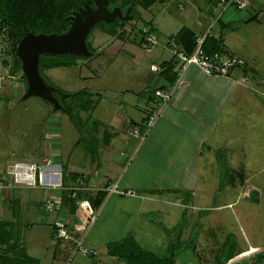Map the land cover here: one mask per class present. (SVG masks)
Masks as SVG:
<instances>
[{
	"label": "crops",
	"instance_id": "1",
	"mask_svg": "<svg viewBox=\"0 0 264 264\" xmlns=\"http://www.w3.org/2000/svg\"><path fill=\"white\" fill-rule=\"evenodd\" d=\"M211 2L212 0H207L208 6ZM177 6L182 9L185 5L178 2ZM243 11L244 14L238 17L229 13L230 18L225 22L221 20L209 35L212 40L222 36V48L246 61L245 68L232 70L228 77H210L195 66H190L179 75L174 70L176 60L172 53L163 44L149 49L145 47L137 30H132L129 24L123 26L122 38L108 35L97 27L98 34H93L91 40L87 41L94 50L91 56L109 54L120 57L126 64H123L119 72H124L135 80L120 89L116 98H108L101 92H95L92 96L89 93L82 98L85 102L77 113L78 126L72 125L78 136L75 139L72 137L74 141L70 150H63L57 143L46 146L42 163L37 165L43 166L50 160L49 166L42 171L46 176L54 170L58 171L60 187L40 186L45 187V197L42 200L38 198L27 201L14 194L18 188L13 186L17 185L6 181L0 193V233H8V239L12 235L11 238L18 237V243L13 242L16 248L11 256L24 253L39 263L38 258L28 255L27 248L35 243L36 236L39 233H53L51 224L54 220H61L72 227L77 219V209L68 189L75 185L78 177L85 182L80 197L88 199L98 215L110 205L111 215L125 218L124 223L115 224L108 232H96V221L84 234V244L87 247L96 252L99 249L104 251L108 258L106 264H125L107 254V245L130 235L140 247L153 252L138 241L142 233V237L145 236L144 233H163L166 227L167 232L169 229L175 232L176 222L186 214L187 207L193 210L196 206L206 205L209 199L206 198L205 203V189L209 174L211 176L214 171L224 174V164L229 173H236L239 187L253 189L261 197L264 190V54L256 44H264V34L257 37L256 41L252 38L264 30V24L258 23L264 21V0H252V7ZM142 12L145 10H139L143 23L149 24L165 40L174 37L186 52V39H178L182 37L180 32L187 30L191 34H201L211 23L209 10L195 14L189 8L183 18L186 21L192 20L191 23L181 26L174 34H164L152 27L151 19L143 18ZM261 18L263 20L260 21ZM101 34L107 37H102ZM234 34L236 36L233 37ZM227 37L231 43H228ZM255 42L257 43L254 44ZM132 43L143 46L145 53H150L153 47L160 50L156 51L155 57L140 55ZM208 46H212L211 42ZM153 64L158 66V71L150 70ZM53 69L44 72L49 73ZM156 89L169 91L170 99L161 106L159 117L140 142L131 138L129 132L154 108L151 105ZM90 110L91 120L90 117L87 118ZM139 128L144 132L142 126ZM82 131L83 134L89 133V137L84 138ZM90 142L95 143L93 148L88 144ZM79 145L88 153L86 158L74 157V148ZM70 161L76 167L74 170L70 168ZM62 166H65L68 173L65 184H62L61 179ZM70 174L77 177L70 179ZM218 180L224 184V178ZM231 180L234 181L230 177L228 183L231 184ZM111 181H117L124 190L136 191L137 197L106 196L103 187ZM231 187L234 185L231 184ZM48 201L55 203V208L50 213L45 210ZM222 204L229 205L224 202ZM35 205L40 210L34 211ZM203 209L205 208H201ZM149 216H156L162 226L150 223ZM189 218L192 217L189 215ZM119 230L126 234L117 240H104L103 236H94V233H117ZM21 233H28L27 242L22 241L26 235ZM178 233L181 235L179 231ZM9 242L11 241L7 243ZM60 242L52 235L49 245L53 250L52 259L64 255ZM7 243L0 246L6 247ZM169 244L170 241H165L162 252L156 254H164ZM195 246L197 244L193 243L194 248ZM262 251L264 245L248 244L232 253L235 257L238 256V260L242 259L241 262H234V257L224 264H264V259L255 260L256 254ZM188 252H179L175 258L176 264H195L193 258L187 255ZM191 252H195V249ZM96 257L97 254L91 257L89 264H104L95 261Z\"/></svg>",
	"mask_w": 264,
	"mask_h": 264
},
{
	"label": "rangeland",
	"instance_id": "2",
	"mask_svg": "<svg viewBox=\"0 0 264 264\" xmlns=\"http://www.w3.org/2000/svg\"><path fill=\"white\" fill-rule=\"evenodd\" d=\"M178 2L179 4L184 3L185 6L180 9L177 6ZM207 6V0H164L152 5L148 10L142 12L141 16L151 19V26L154 28L156 27L158 31L164 34H174L181 26L191 23L192 20L186 21L183 18V14L186 10L191 8L192 12L197 14L199 11H208L210 6ZM244 12L245 11L228 9L224 12L221 19L225 22L230 18L229 13H233L238 17V15L242 16ZM194 17L195 16H193V19ZM262 18L264 19V17ZM262 18L259 20H263ZM258 23L264 24V21ZM147 26L150 27L149 24ZM241 26L243 27V24H241ZM132 30L136 31V28L132 27ZM98 32L99 30L94 26L89 32L90 34L88 33L87 41H90L92 35L98 34ZM263 34L264 30L258 32L253 36L254 38H252V40L256 41L257 37ZM101 36L107 37L105 34H101ZM234 36H236V34H234L233 37ZM1 39L2 35H0V40ZM164 41L165 37L160 36V42L164 43ZM228 43H231L229 38ZM256 43L257 42L254 44ZM132 45H135L140 55L149 54L155 57L156 51L160 50V48L153 47L150 53H145L143 46L139 47L134 43H132ZM256 45L261 53L264 54V44L260 46L259 44ZM54 56H58V58L52 57L55 61H64L68 63L71 60V58H68L66 55ZM59 56L63 58L61 59ZM3 57L4 58L0 60V73L5 76V81L0 90V172L4 171L5 168L14 162L41 164L47 145L50 146L52 143H57L63 150L68 151L74 141H72V137L75 139L78 136L77 131L72 126L73 124H71L72 122L69 120L66 113L59 108H55L52 103L37 96L22 97L25 93H23L24 84L20 78L22 73H20V76L15 74L11 76L9 72L11 53L6 52ZM119 58L120 57L116 55L109 54L100 57L91 56L90 58H78L75 64L59 66L49 73L43 72V75L50 86L55 84L60 89L68 92L86 91L87 93H91V96L92 94L94 95L95 92H101L108 98H116L118 95L116 93L120 91V89L127 86V84L129 85L131 80H135V78L130 79L126 73L121 72L123 73L121 74L119 72L125 63ZM145 60L146 59H144V61ZM118 61L122 64H119ZM93 98L96 99L95 96H93ZM83 102L85 101L81 99L80 103ZM79 110L80 108H77L75 113H78ZM79 114H82V112H79ZM91 114L90 110L87 114V118L90 117V120ZM83 133L84 131L81 132V134ZM82 136L84 138L89 137V133L83 134ZM88 144L91 145L92 148V145H95L93 142ZM82 145L74 148V157L76 156L80 159L82 157H87L88 153L82 148ZM94 149H96V147H94ZM84 164L86 165V163H83V165ZM69 165L71 170L76 168L73 161H70ZM223 177L224 179L226 177L233 178L234 181L231 180V184H233L234 187H231L230 183L222 184V182H219L218 179H223ZM237 181L236 173L225 172V168L224 174H220L216 171H214L211 176L209 174L206 184L207 187L205 189V203L206 198L209 199L206 205L203 207L196 206V209L193 210L187 207L185 209L186 214H183L182 219L176 222L177 229L175 232H172L171 229L167 232L166 227V231L163 229V233H144V237H142V233L138 241L145 246V248L155 253H160L164 248L165 241L174 242L177 240L182 243H188L189 239L192 237L194 238V244H197V246L194 248L193 244H189V247L188 244H185L180 252L188 250L189 252L187 255L193 258L195 264H223L220 262H224V250L225 254L229 252L232 258H234L235 256L232 255V253L243 249L248 244L263 246L264 190L259 198L253 189L248 190L247 187H239ZM84 183L85 182H82L83 186ZM13 187L16 189L18 188L14 191V194L26 198L27 201H35V199L38 200V198L42 200L46 193V190H44L45 187L42 188L40 186H36L37 188L26 186ZM120 188L122 189L121 186ZM103 192L106 196H110L107 195L105 191ZM198 192L200 194V191ZM135 193L136 191H134V194ZM120 197L129 198L130 196ZM101 198L104 197L101 196ZM256 200L258 201L256 202ZM223 202L229 205L223 206ZM110 207V205L106 206L99 215L93 208L97 221H95L96 224L94 226L96 232H108L115 224L124 223V217H114V215H111L112 209ZM26 208H28V206ZM201 208L205 209L201 210ZM37 210H40V207L35 205L34 211ZM189 215L192 217L191 219ZM148 218H150V223L153 225L158 224L162 226L161 223H158V218L156 216H149ZM178 231L181 235H179ZM189 231L191 233H189ZM107 232L94 233V236H103L104 240L106 238L108 240H117L126 234L120 233V230L117 233ZM12 234L13 233H11V235ZM29 234L32 235V233ZM51 234L53 235V233H50V235L49 233H39L36 236L37 239L35 243L27 247L28 255L40 260L38 264H89L92 260L91 257H83L74 254L73 247L71 246L72 243L69 241H61L59 243V246L64 250V255L52 259L53 250L49 248V245H51ZM7 235L9 234L0 233L1 241H4V239L7 240ZM21 235H26L22 241L27 242L28 233H21ZM10 241H15L17 244L18 237L10 238ZM1 249L0 247V252ZM193 249H195V252L192 253L191 250ZM237 257L233 259L234 262H241L242 259L238 260ZM107 259L104 251L99 249L97 251V257L94 260L106 264L105 262Z\"/></svg>",
	"mask_w": 264,
	"mask_h": 264
},
{
	"label": "trees",
	"instance_id": "3",
	"mask_svg": "<svg viewBox=\"0 0 264 264\" xmlns=\"http://www.w3.org/2000/svg\"><path fill=\"white\" fill-rule=\"evenodd\" d=\"M161 1L163 0H108L107 10L111 11L118 7L122 16L127 14V19L115 18L110 23L98 22L95 27H99L108 35L122 38L124 35L122 32L124 25L130 24V22L134 25H148L141 21L139 13L140 9L147 10L155 3ZM86 5L94 8V0H0V35H2V41L5 44L4 54L6 52L11 53V64L9 67L11 76H14L13 74L20 76L21 73V62L16 55V49L23 36L28 33L33 35L64 34L70 27L74 12ZM180 34L182 37L177 38L183 40L184 37L188 46L187 52H191L194 48V34H191L187 30H182ZM88 35L85 40L86 47L91 54H94V50L87 42ZM209 42H211V47L208 46ZM221 44L222 36H218L216 40H212V36L208 35L204 40L203 49L208 54L222 51L226 52ZM66 56L71 58L68 63L64 61H55L54 58H52H58V56L41 54L39 56L38 72L44 83L53 88L52 96L57 100V103L60 106L59 109L66 113L72 124L77 127L79 123L77 121L79 118L77 113H75L76 109L84 105L83 103H80V101L83 97L88 96L89 93L86 91L66 92L59 87L50 86L43 75V72L47 69L64 66L66 64H75L76 59L84 58L75 55ZM59 57L61 59L63 58L62 56ZM20 78L24 84V93L27 88L26 79L23 75H21ZM224 168L225 172H228L225 164ZM67 175L68 173L65 166H62V184H65L64 181ZM75 177H77V175L70 174V179H74ZM228 181L229 178L226 177L224 179V184H228ZM80 196L79 193L78 197ZM191 238L188 243H182L177 240L170 242L164 254H156L140 247L136 243L134 237L130 235L119 242L108 244L107 254L116 261L124 262L125 264H176V255L181 249H183V246L188 244L189 247V244L194 243V238ZM8 241H10V239H4V241H1L0 238V244H6ZM14 248H16L14 247V243L9 242L6 247L1 249L0 264L38 263L36 260L27 257L24 253H21L19 256H11ZM230 258H232L231 254H229V252L225 254L224 250V262L226 263ZM255 258L256 261L264 259V251L256 254ZM224 262L221 263L224 264Z\"/></svg>",
	"mask_w": 264,
	"mask_h": 264
},
{
	"label": "built area",
	"instance_id": "4",
	"mask_svg": "<svg viewBox=\"0 0 264 264\" xmlns=\"http://www.w3.org/2000/svg\"><path fill=\"white\" fill-rule=\"evenodd\" d=\"M252 7V0H212L210 4L211 23L203 33L194 34V48L191 52H186L182 45L174 38H168L164 43L160 42V37L155 31L145 24H132L130 27H134L140 36L141 42L147 48L152 46H163L168 49L176 62L174 70L182 75L190 66L197 67L204 75L210 77H228L232 70L236 68H245L246 61L236 55L229 54L227 52H215L208 54L203 49V43L205 38L211 34L212 29L219 22L224 12L228 9L237 11H243ZM4 43L0 40V60L4 56ZM150 70L153 72L158 71V66L155 64L150 66ZM9 77V76H7ZM5 76L0 73V90L2 88ZM245 81V79H243ZM170 99V92L165 89H156L153 92L151 112L145 117V119L139 123L138 126L133 127L129 134L131 138L138 141H143L146 137V133L152 128L155 121L160 115L161 106L167 104ZM139 126L144 128V132H141ZM50 160H47L43 166L35 163L14 162L10 164L4 171L0 172V193L5 187L6 181H11L13 185L36 187L46 186L50 188L60 187V173L54 170L47 176L42 171L45 167L49 166ZM82 179L78 177L75 181V185L68 189L69 196L74 200L77 211L76 222L69 227L65 222L61 220H54L52 222L53 236L59 241H69L73 245V253L83 257H94L97 252L87 247L84 244V234L95 223L96 214L88 199L78 197V193L83 191ZM103 191L107 195L118 196H130L137 197L132 190H123L120 188L117 181L107 182L103 187ZM55 203L48 201L45 205V210L50 213L54 210Z\"/></svg>",
	"mask_w": 264,
	"mask_h": 264
},
{
	"label": "water",
	"instance_id": "5",
	"mask_svg": "<svg viewBox=\"0 0 264 264\" xmlns=\"http://www.w3.org/2000/svg\"><path fill=\"white\" fill-rule=\"evenodd\" d=\"M108 0H94V8L84 6L74 12L69 29L64 34H26L17 45L16 55L21 62V73L26 79L27 88L22 96H37L60 106L52 96L53 88L47 86L38 72L41 54L75 55L89 58L91 53L86 47V37L98 22L110 23L115 18L127 19L121 15L118 7L107 10Z\"/></svg>",
	"mask_w": 264,
	"mask_h": 264
}]
</instances>
